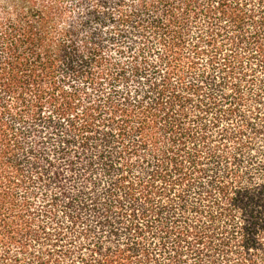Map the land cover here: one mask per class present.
I'll return each mask as SVG.
<instances>
[{
    "label": "trees",
    "instance_id": "trees-1",
    "mask_svg": "<svg viewBox=\"0 0 264 264\" xmlns=\"http://www.w3.org/2000/svg\"><path fill=\"white\" fill-rule=\"evenodd\" d=\"M0 264H264V0H0Z\"/></svg>",
    "mask_w": 264,
    "mask_h": 264
},
{
    "label": "clouds",
    "instance_id": "clouds-1",
    "mask_svg": "<svg viewBox=\"0 0 264 264\" xmlns=\"http://www.w3.org/2000/svg\"><path fill=\"white\" fill-rule=\"evenodd\" d=\"M12 6L5 3L2 7H0V17L7 19L8 18V13L12 11Z\"/></svg>",
    "mask_w": 264,
    "mask_h": 264
}]
</instances>
